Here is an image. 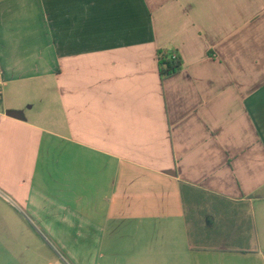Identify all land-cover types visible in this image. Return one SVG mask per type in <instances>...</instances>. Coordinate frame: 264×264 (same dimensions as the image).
Segmentation results:
<instances>
[{"label": "crops", "instance_id": "obj_1", "mask_svg": "<svg viewBox=\"0 0 264 264\" xmlns=\"http://www.w3.org/2000/svg\"><path fill=\"white\" fill-rule=\"evenodd\" d=\"M0 86V259L264 264V0H0Z\"/></svg>", "mask_w": 264, "mask_h": 264}, {"label": "rangeland", "instance_id": "obj_2", "mask_svg": "<svg viewBox=\"0 0 264 264\" xmlns=\"http://www.w3.org/2000/svg\"><path fill=\"white\" fill-rule=\"evenodd\" d=\"M188 211H190V213H191V215H190L191 224L190 225H191V231H193V234H194L195 233V227H196V225H198V221H199V224L203 221V215L205 212L204 213L202 212L203 206H189ZM21 213L23 214L24 212H21ZM29 215H27L28 218H29ZM27 216L24 215V217H26V220L29 221L34 226V223L31 222V220L28 219ZM217 226H215V228H219ZM35 229H37V228H35ZM36 232H38V234L46 242V240L44 239L42 234L39 231H36ZM206 234L209 236L208 238H209L210 242L218 243L217 240H219V239H217V237L214 236L215 232L213 231V229L208 230L206 232ZM47 244L52 248V246H53L52 244H50L49 242ZM31 261L33 264H79L78 260H75V259L73 260L68 255H64V257H62L57 252H55V254L54 253L52 254L49 252L48 253L42 252L41 258H32ZM0 264H16V262L13 260H8L7 258H3V259H0Z\"/></svg>", "mask_w": 264, "mask_h": 264}, {"label": "trees", "instance_id": "obj_3", "mask_svg": "<svg viewBox=\"0 0 264 264\" xmlns=\"http://www.w3.org/2000/svg\"><path fill=\"white\" fill-rule=\"evenodd\" d=\"M182 67V62L174 51H157V68L159 78L162 81L177 74Z\"/></svg>", "mask_w": 264, "mask_h": 264}, {"label": "built area", "instance_id": "obj_4", "mask_svg": "<svg viewBox=\"0 0 264 264\" xmlns=\"http://www.w3.org/2000/svg\"><path fill=\"white\" fill-rule=\"evenodd\" d=\"M1 92H2V88H1V86H0V95H1Z\"/></svg>", "mask_w": 264, "mask_h": 264}]
</instances>
